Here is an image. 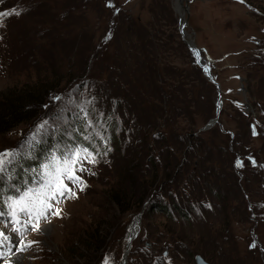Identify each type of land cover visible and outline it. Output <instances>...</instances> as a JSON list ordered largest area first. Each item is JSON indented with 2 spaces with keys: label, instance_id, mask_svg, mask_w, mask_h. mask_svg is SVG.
Segmentation results:
<instances>
[{
  "label": "rangeland",
  "instance_id": "1",
  "mask_svg": "<svg viewBox=\"0 0 264 264\" xmlns=\"http://www.w3.org/2000/svg\"><path fill=\"white\" fill-rule=\"evenodd\" d=\"M18 1L22 2L17 8L21 14L6 17L0 26V94L12 90L16 85L36 82L40 74L44 76L54 66L60 67L58 72L62 76H67L60 80L56 91L49 97L47 106L52 111L46 108L31 123L19 125L0 135V151L20 149L45 120L49 121L50 126L46 134L38 137L39 140L51 134L56 143L57 139L74 141L73 133H78L79 126L77 115L81 113L83 117L80 116L86 122L84 131H89L86 136L89 139L80 142V145L94 150L97 162H85L87 170L78 172L86 187L81 190L78 185H71L76 192L75 198L61 197L53 201L54 208L47 216L40 218L39 231L32 230L26 233L28 236L24 239L13 240L11 256L22 255L24 260L19 264H83L84 260L79 254L80 251L86 254L85 245L82 243L80 246L77 243L81 242L77 240H82L84 232L89 231L94 223L105 222L108 227L104 234L108 233V244L102 260L107 256L110 264L121 263L127 231L138 211L131 215L126 212L115 216L113 210L103 205V199L110 185L120 179L119 174L129 168L130 163L137 164L138 159L134 162L130 160L136 157L141 147L139 139L128 154L127 151L124 154L118 151H123L127 146L121 143V125H126V121L130 120L131 132L133 129L131 137H135V134H138L135 139L144 136L143 130L138 132V125L141 124L136 125L135 120L140 116L148 121L156 119V115L161 112L157 107L160 105L157 101L160 89L164 87L163 84H168L170 89L166 93L175 102L174 114L170 115V120L164 107L161 117L157 116L158 127L152 132V135L159 138L153 144L162 179L160 184L153 185L142 196L146 197L151 192L169 204L179 201L181 205L177 207L187 212L190 220L184 219L177 209L172 219L165 218L167 222H164L165 216H162L161 222L155 219L156 215L147 213L149 203L143 204L139 210L144 208L140 233L133 241L127 264H196L195 255L198 253L208 261L212 260L209 261L211 264H264V204L261 207L256 204L264 201V167L260 166L262 176L256 170L248 171L245 165L241 171L246 175H241L239 168L236 171L232 162L235 147L231 143L232 137L228 135L229 131L234 133L236 126L240 127V131H243L242 147L246 149L252 146L264 161V135H258L255 129L257 137L246 136V132L249 134L246 122L252 118L253 110L257 112V108L248 102L249 92L264 100V67H258V78L249 76L250 72L253 73L249 57L256 50L257 44L264 41V0H252L256 3L254 8L249 7L247 0H183V12L178 10L177 0H111L115 7L108 6L109 0H92V7L81 9L80 5L81 8L75 10L69 5L70 0H67V9L63 0H36L37 4L32 0H0V11H10L13 8L8 6ZM54 6H57V10L53 9ZM186 6L189 12L184 10ZM105 7L109 10H103ZM64 11L67 12L63 17ZM68 13L76 14L71 24L82 22L83 18L87 23L85 37L77 47L76 39L66 35ZM183 18L187 19L184 31L190 37L193 36L196 44L203 49V55L211 64L212 73L222 87L223 108L218 121L210 128L211 132H207L209 129L203 132L199 129L216 115L218 93L214 83L194 61L185 41L188 35L184 38L182 34ZM54 25L57 26L51 31L50 27ZM109 27L115 29L108 30ZM113 35L124 41H118L115 54L110 59L100 60L101 47L111 44ZM106 36L110 38L105 40ZM90 54L97 57L91 61ZM108 62L111 63L110 67H107ZM88 65L89 70L86 69ZM82 75L90 78L89 81L95 87L92 92L99 100L110 101L115 98L122 102L118 105L109 102L110 111L115 110V116L119 119L116 137L110 135L112 120L104 116L88 87L79 90L65 88L70 78L77 77L71 81L75 83ZM49 78L53 80L54 75L51 74ZM146 95L149 101L144 104ZM57 96L59 100L55 99ZM100 106L103 107L102 104ZM81 109L88 113L87 117ZM167 122H171V128L167 127ZM253 124L256 125L255 120ZM190 126H193V130H189ZM171 131L176 141H169L180 148V153L166 146L157 150L159 144L166 145L163 137L169 138ZM192 131L200 133V142L204 140L220 148L216 153L211 151L214 155L209 162L212 171L206 167V157H195L194 151H185L190 140L186 136L188 141L183 142V136ZM91 133H94L96 140L91 139ZM125 139L129 143V138ZM72 149L74 147H64L57 143L55 154H67ZM111 152H114L113 160L108 157ZM239 159L244 162V158ZM168 162L170 170H174L171 174L177 170L175 176H169L170 170L166 167ZM195 163L203 170L205 175L202 179L208 183L198 185L195 181L196 175H203L201 171L192 169ZM179 165L182 168L180 170ZM154 173V166L144 160L142 167L138 165L135 173L129 176L138 179V184L142 180H152ZM181 175L186 179L185 183L181 182ZM172 176L177 178L175 183L166 184V180ZM237 176L244 178L243 181L239 179L242 186L236 183ZM12 177L9 169L0 178L1 186L12 187L9 184ZM128 181L129 185L132 179ZM246 185H249L248 190L255 200L246 197ZM155 187L158 191L154 190ZM141 191V188H137V195ZM250 202H253L252 206ZM137 208L136 204L135 210ZM56 209L62 210L61 215L52 214ZM228 213L232 215L231 219ZM160 228L166 230V239L170 237L174 241L168 242L159 237L157 231ZM182 236H188L184 237L183 244ZM24 240L38 243L25 251H18L17 246L22 247ZM147 242L151 245L147 246ZM253 242L256 247H249ZM186 244L188 247L185 249ZM74 245L78 249L70 250L69 246ZM182 248L187 252L184 253L185 260H173L177 255L182 257ZM4 259H0V264H5L7 260Z\"/></svg>",
  "mask_w": 264,
  "mask_h": 264
},
{
  "label": "trees",
  "instance_id": "2",
  "mask_svg": "<svg viewBox=\"0 0 264 264\" xmlns=\"http://www.w3.org/2000/svg\"><path fill=\"white\" fill-rule=\"evenodd\" d=\"M30 1V0H29ZM35 1L34 4H37L36 0H32ZM22 3V2H16L15 4H13L12 6H8L10 8H18V5ZM63 3L66 4V9L69 8L67 3V0H63ZM92 0H70L69 5H72V8L75 10L77 7L82 6L81 9H85L86 7H92L91 6ZM247 3L249 4L250 8H254L256 3L252 0H247ZM79 4V5H78ZM49 5V2H48ZM81 5V6H80ZM57 6H54L53 9L57 10L56 8ZM109 10V8L105 7L103 8V10ZM116 10V8H115ZM67 11H64L63 17L65 16ZM119 12V10H118ZM74 16H76V14H72V13H68L67 14V20L68 23L66 25V35L70 36V39H76V47L79 46L80 41L82 40L84 36V29L87 26V23L85 21V19H82V22H78L76 24H71V19L74 18ZM66 18V17H65ZM130 20V19H129ZM129 20H126L129 21ZM58 25V24H57ZM56 25V26H57ZM55 25L51 28L50 30L52 31L53 29H55L56 27ZM118 27V26H117ZM116 27V29H117ZM108 30H114V27H109L107 28ZM106 29V30H107ZM70 33L72 35H70ZM78 37L80 38V40L78 39ZM95 36H93L94 38ZM112 39V43L111 44H107L101 47L100 49V55L99 58L100 60H107L110 59L112 54H115V49H116V44L118 43V41H121L124 39L121 37H115L113 35ZM111 39L108 41V43L111 41ZM127 41V40H125ZM157 49V47L155 48ZM90 60L92 61L93 58H96L97 56L94 54H90ZM109 65L107 67H110L111 63L108 62ZM246 64L247 61L245 62ZM249 64H251V68H252V72H250L249 76H253V78H258V74L257 72H259V68L258 67H264V41H262L261 43L257 44V48L255 51H253V53L250 55L249 57ZM59 68H55V66L53 67V69L50 71H47L44 76H39L38 80L34 83L26 82L22 85H16L12 90H8L6 92H2L0 94V135L8 133L10 131H12L14 128L18 127L19 125H23V124H28L31 123V121L36 118L43 110H45L47 108V111H52L49 108V105L47 106V103L49 102V97L56 91V87L58 86L60 80H63L66 75H61L62 73L58 72ZM89 68V65L86 67V69ZM89 70V69H88ZM43 74V71H41ZM48 73V74H47ZM60 73V74H59ZM71 73V72H70ZM51 74L54 75V79L51 80V78H49L51 76ZM77 77H73L70 78L69 80H74ZM261 78V76H260ZM263 79V78H262ZM90 78H88L87 76L82 75L81 77H78L77 80H75L76 82L71 83V81H69V83L66 84L65 88L71 90V89H83L85 86L88 87L89 89V93L92 94V96H94V100L97 104V106L100 108V110L105 114L104 116L107 117V119L112 120L111 125H110V135L115 136V133L117 131V125H118V120L115 116V110L110 111L109 109V102H111L112 104H121L122 102L119 101V99H113L111 98L110 101L109 99L106 100H99L97 95L93 94V89L95 87H93V85L91 84L92 81H89ZM209 81V80H208ZM210 82V81H209ZM211 83V82H210ZM163 88L160 89V98L157 99V101H159V106H157L159 109H161V112L158 114L159 117H161V115L163 114L164 111H166L165 113L167 114V117H170L171 114H174L173 109L175 107V102L173 100V98L170 96L169 93H166L167 91L169 92V85L168 84H163ZM215 86V85H214ZM262 86V85H261ZM61 91V90H60ZM59 91V92H60ZM58 92V93H59ZM169 94V96H168ZM148 95H146L145 100H144V104L148 103L149 100H147ZM248 102H250V105L256 107L257 112H255L253 110V112L255 113V115H253L254 113L251 112L252 118H249V121L246 122L247 126H248V133L246 132V136L249 135V137H257L256 135H254V131L255 129L258 130V135L263 134L264 135V100H262L259 97H257L255 94H253L251 91L249 92V96H248ZM254 100V101H252ZM157 103V102H156ZM100 104H102L103 107L100 106ZM143 104V105H144ZM165 107L164 111L163 108ZM246 110V109H245ZM56 113H58V108H56ZM81 113H78L77 115V120H78V133L74 134L73 136L75 137L74 141H69V140H63V139H57V143L61 144V146L63 145L64 147H70L72 148L73 146L75 147V145L77 143H84V141H86L87 139H85V137L88 135L87 133L89 131H84L85 127H86V122H84V118H82ZM156 115V119H153V121H148L145 119V117L140 116L139 118H136L135 121H137L136 125H138V132L142 131L144 132V136H141V138L135 139L136 136L138 134H135V137H131L132 133H133V129L131 132V126H130V120L126 121V125H121L122 126V136L120 135L121 143L122 146H124V144H127L126 149L124 148V152L121 150H118L119 152H121L122 154L125 153V151H127V154L130 152V150H132V146H134V144L136 143V140L140 139V150L138 151V154H136L135 158L130 160V162H134L135 159H138L140 162V164L138 162H136L137 164L132 165L130 163L129 168L127 167L126 169H124L123 172H121L119 174L120 179L117 180V182L113 185H110V189L106 192L105 197L103 199V205L107 206L110 210H113V212L117 215H122L123 213L126 214H134L135 212L139 211L140 208H142L143 204H145L146 202L149 203V207L147 209V213H151L156 215L155 219H160L162 222V216L164 217V222H167V219H172L174 217V211L179 212V214L184 217V219H187V221L190 220V215L185 212L184 210L180 209L177 207V205H181L179 203V201L177 202H171V204L158 199L155 197V195L153 193H148V195L145 197L144 195L142 196V194L149 190L150 188L153 187V185H157L161 183V177H160V172H159V168H158V156L155 154L156 150H155V145L153 144L154 141H157L159 138H157L155 135H152V132L155 131L158 127V121H157V116ZM244 116L247 118L246 113L244 112ZM133 120V119H132ZM167 120V119H166ZM170 120H172V118L170 117ZM256 121V125L253 124V121ZM139 121L141 123H139ZM246 121V119H245ZM236 122V121H235ZM130 123V124H129ZM148 123V124H147ZM167 127L171 128V122H167L166 123ZM255 126H257V128H255ZM141 128V129H140ZM193 126H190L189 130H193L192 129ZM236 130H234V133H230V131L228 132V135L232 138L231 143L232 146L235 147V154L233 157V167L236 169V171L238 170V168L236 167V161L238 158H244V165H245V169L249 170H256V172L260 173V176H262L261 174V167H264V161L262 160V157L259 156V154H257V151L253 150L250 146H248V148L244 149L242 147V135H243V131H240V127L236 126ZM188 130V131H189ZM196 130V129H195ZM187 131V132H188ZM212 129H209L207 132H211ZM189 136V140H190V144H186L187 147H185V151L186 152H195V157H206V159H208L206 161V167H208L210 169V171L213 170V168H211L209 166V162L212 161V156H214L213 154H211V151H214L215 153L217 151L220 150V148L211 143L210 142H206L204 140H199V138L201 137L199 132L196 131H192L190 134H185V136H183V142L188 141L187 137ZM91 139L96 140V136L94 135V133L90 134ZM116 137V136H115ZM126 138H129V143L126 141ZM164 138V142L166 143V145L163 144H159V148L157 150H159L160 148H162V146H166L168 149H173V151H176L177 153H180V148H177V145L174 142H170L169 139L175 140V134L171 131L170 137H163ZM176 141V140H175ZM56 139H53V135H45L38 144H36L35 148L31 150L30 154L25 151V154L23 156H21L19 158V160L17 161V163L15 164L14 168H11V176H13L12 180L15 181L14 185H17V188H21L27 184H29L30 182L33 181V177L35 176V174L37 172H40V170L42 169V165L44 163L49 162L50 157L54 154L55 148H56ZM263 143H264V139H263ZM152 144V145H151ZM210 145V146H208ZM177 149V150H176ZM231 149V148H229ZM57 151H60V148H57ZM115 152V151H114ZM114 152H111V154H109V159L113 160L114 157ZM186 156V155H184ZM188 158V157H187ZM189 159V158H188ZM148 163V165H152L155 168V173H154V178L151 180H142L139 181L137 184V180L136 178H134V176L130 177L129 175H133L132 173H135L136 168L138 165H140V167H142V163L144 162ZM252 160H255V164L252 163ZM167 164V163H166ZM195 163L194 168H192L193 170L197 171H201V176L196 175L195 181L199 184H203V182L208 183L207 180L202 179V177H204V172L203 170ZM181 165H179V170L182 169L180 167ZM168 167V169L170 170V166H169V162L168 165L166 166ZM219 166H215V169L219 168ZM244 167V166H243ZM173 169H175L174 167H171ZM259 168V170H258ZM239 172H241V175L244 174L246 175L245 172L241 171L243 170L242 168H239ZM174 170H170L169 171V176L171 175H176L175 173L177 172V170L174 172V174H171V172ZM183 172V171H182ZM195 172V171H193ZM182 174V173H181ZM135 175V174H134ZM174 176L170 177L169 180L165 182L166 184H168L167 182L170 183H175V181L177 180V178H174ZM197 178L199 180H197ZM238 181H236L237 184L241 185V182H239L240 178L239 176H237ZM129 179H132L131 184L128 185L129 183ZM184 176L181 175V182L185 183ZM244 178L241 180L243 181ZM137 184V186H136ZM164 184V183H163ZM248 184V181H247ZM247 186V185H246ZM137 188H141L142 191L139 192V195H137ZM249 185L247 187H244V192L246 197H248L249 199H254L252 197V195H250L249 192ZM7 190V186L2 187L0 184V194H4V192H6ZM155 191H158V189L155 187L154 189ZM4 191V192H3ZM138 196V198H137ZM152 196V199H150V197ZM1 197V195H0ZM153 197H155V199H153ZM223 197V196H222ZM223 199H225V197H223ZM257 200V199H256ZM251 201V200H250ZM137 204V209L135 210V206ZM250 206L253 205V202L249 203ZM257 205H259L261 207V205L264 204V201H259L258 203H256ZM134 208V209H133ZM264 208V207H263ZM131 211V212H129ZM108 214V213H107ZM159 214V215H158ZM149 215V214H148ZM229 219H231L232 215L230 213L227 214ZM125 216V215H124ZM122 216V217H124ZM121 217V218H122ZM103 221V220H101ZM160 222V223H161ZM166 224V223H165ZM164 224V225H165ZM104 227L102 229V227ZM108 227L106 225V223H101V222H97L94 223L92 228L87 231L84 232L82 240H77L81 243H77L80 246H82V243L85 245V251L86 254H81L82 251H80V258L83 261V264H101V262L103 261L102 258L104 256L105 250L106 249V245L108 244V237L107 234H104V231L106 232L105 228ZM115 227V226H114ZM111 228V227H109ZM165 228V226H164ZM167 231L171 232L169 230V228H165ZM109 230V229H108ZM166 230H163L162 228H160V230H158V236L161 237L162 239H165L168 242H173L174 240H171L170 237H167L166 239V235L167 232H165ZM172 233V232H171ZM173 234V233H172ZM171 234V235H172ZM173 236V235H172ZM179 236V235H178ZM183 237V236H182ZM180 237V238H182ZM184 237H188V236H184ZM182 238L181 243L183 244L185 238ZM202 240V239H201ZM188 247V245L186 244L184 246V248L186 249ZM70 250H74V249H78L75 245L73 247L69 246ZM184 253L187 254V252L182 248V257L180 255H177L173 258V260H185L184 258ZM200 254V253H198ZM196 254V255H198ZM195 255V257H196ZM202 255V254H200ZM203 256V255H202ZM98 257H100V260H97ZM204 257V256H203ZM205 258V257H204ZM206 259V258H205ZM207 260V259H206ZM212 261V260H209Z\"/></svg>",
  "mask_w": 264,
  "mask_h": 264
},
{
  "label": "snow or ice",
  "instance_id": "3",
  "mask_svg": "<svg viewBox=\"0 0 264 264\" xmlns=\"http://www.w3.org/2000/svg\"><path fill=\"white\" fill-rule=\"evenodd\" d=\"M108 6L115 7V5L111 3V0H109ZM116 10L118 11L119 9ZM12 14L20 15L21 13L16 8L10 11H0V26L3 25L5 18ZM109 38L110 36H106L105 40ZM194 56L197 57V63H199L200 50H194ZM204 71L208 72L209 69L205 67ZM55 99L59 100L60 97L57 96ZM81 111H83L85 117H87L88 113L83 109H81ZM91 123V120H89V126H91ZM49 126L48 120L39 124L36 130L25 141V144L21 145L20 149H5L0 151V178H3L9 172V169L14 168L18 159L25 154V151H21V149L26 150L30 154L36 144L40 142L38 137L46 134V130ZM253 134H256L255 131ZM97 135H99V133H97ZM85 139H89V137H85ZM96 155L97 153L90 149L89 146H77L67 154H53L49 162L42 165L41 178L36 183L35 187L28 188L17 197L8 199L6 203L10 210V214L13 217H17L20 213L27 214L29 223H32V220L35 219L32 230L39 231L40 218L47 216L54 208L53 201H57L58 198L61 197L75 198L76 192L71 185H78L81 190L86 187V184L83 182L81 176L78 175V172L87 170L85 162L95 164L97 162ZM252 163L255 164V160H252ZM243 166L244 162L238 158L236 167L242 168ZM61 212V209H56L52 214L59 216ZM36 243H38V241H28L23 247L18 245L17 250L25 251ZM249 247L255 248L256 243L253 242ZM103 264H110V258L106 256L103 260Z\"/></svg>",
  "mask_w": 264,
  "mask_h": 264
},
{
  "label": "water",
  "instance_id": "4",
  "mask_svg": "<svg viewBox=\"0 0 264 264\" xmlns=\"http://www.w3.org/2000/svg\"><path fill=\"white\" fill-rule=\"evenodd\" d=\"M180 3L183 5V0H179ZM190 0H186V2H189ZM185 11L189 12V8L188 6H186L184 8ZM187 24V19L183 20L182 23V34L185 38L186 35H188L186 33V31H184L183 27ZM187 45L189 46L193 56H194V50H200V57H199V63H197V57L194 56L195 58V62L197 64H199V66L202 68V71L204 73V75L211 81L214 83L215 88L217 90L218 93V97H217V101H216V115L214 117H212L206 124H204L203 126L200 127L199 131L203 132L206 131L208 129H210L211 127H213L215 125V123L218 121L219 115L221 113V110L223 108V97H222V87L220 82L216 79V77L213 75L212 73V66L211 64L207 61L206 57L203 55V49L201 47H199L196 44L195 38L192 36L190 37V35H188V39H185ZM207 67L209 69L208 72L204 71V68ZM240 80H244V78H241ZM241 89H244V86H241ZM246 109L249 110L248 105H246ZM145 205V204H144ZM144 212V208L141 211H138L137 214L135 215V217L132 219L128 231H127V235H126V248H125V252L122 258V261L120 264H127L128 261V255L131 251V247L133 244V241L137 238V236L140 233V228H141V222H142V215ZM147 246H150L151 243L147 242L146 243ZM165 255L167 254V252L164 253ZM195 262L196 264H211L208 260H206L202 255L198 254L195 257Z\"/></svg>",
  "mask_w": 264,
  "mask_h": 264
},
{
  "label": "bare ground",
  "instance_id": "5",
  "mask_svg": "<svg viewBox=\"0 0 264 264\" xmlns=\"http://www.w3.org/2000/svg\"><path fill=\"white\" fill-rule=\"evenodd\" d=\"M178 1V10L181 12L182 10H183V5L180 3V1L179 0H177ZM177 8V7H176ZM183 12V11H182ZM185 13V12H184ZM184 13H183V15H184ZM184 19V18H183ZM49 230V229H48ZM23 242V244H22V247L24 246V244H26L27 243V241L25 242V240L24 241H22ZM16 251V250H15ZM13 252L11 251V253L9 254V255H6L4 258V260H7L6 262H5V264H19L20 262H23V260H24V257L22 256V255H16L15 256V254H14V256H11V254H12ZM26 258V257H25ZM2 263V262H1ZM4 264V263H3Z\"/></svg>",
  "mask_w": 264,
  "mask_h": 264
}]
</instances>
